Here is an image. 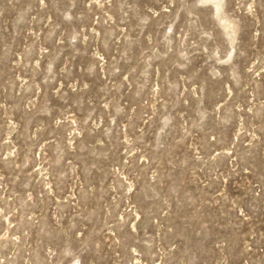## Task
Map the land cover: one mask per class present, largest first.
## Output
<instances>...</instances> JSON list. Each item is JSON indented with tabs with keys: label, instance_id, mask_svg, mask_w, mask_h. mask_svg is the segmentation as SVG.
I'll list each match as a JSON object with an SVG mask.
<instances>
[{
	"label": "rangeland",
	"instance_id": "obj_1",
	"mask_svg": "<svg viewBox=\"0 0 264 264\" xmlns=\"http://www.w3.org/2000/svg\"><path fill=\"white\" fill-rule=\"evenodd\" d=\"M0 264H264V0H0Z\"/></svg>",
	"mask_w": 264,
	"mask_h": 264
},
{
	"label": "snow or ice",
	"instance_id": "obj_2",
	"mask_svg": "<svg viewBox=\"0 0 264 264\" xmlns=\"http://www.w3.org/2000/svg\"><path fill=\"white\" fill-rule=\"evenodd\" d=\"M198 2L200 4H202V5H208V6H210V0H198ZM216 7L219 10V8H220V3L219 2H217Z\"/></svg>",
	"mask_w": 264,
	"mask_h": 264
}]
</instances>
